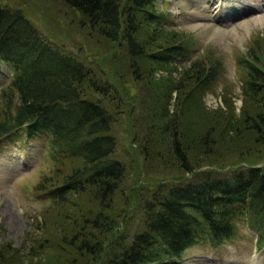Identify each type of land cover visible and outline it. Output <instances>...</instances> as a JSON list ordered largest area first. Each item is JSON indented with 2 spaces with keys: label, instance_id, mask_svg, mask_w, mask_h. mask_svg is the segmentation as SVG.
Returning <instances> with one entry per match:
<instances>
[{
  "label": "trees",
  "instance_id": "obj_1",
  "mask_svg": "<svg viewBox=\"0 0 264 264\" xmlns=\"http://www.w3.org/2000/svg\"><path fill=\"white\" fill-rule=\"evenodd\" d=\"M62 1L78 11L90 37L125 55L134 80L151 87L152 115L159 124L149 122L148 127L163 133L165 143L155 145L151 132L144 141L154 160L174 164L176 181L157 188L143 202V228L130 241L105 249L103 240H96V234L110 231L115 223L116 217L104 212L125 174L124 163L113 156L116 139L111 128L125 90L122 78L116 75L113 81L98 62L47 38L18 7L0 3V62L12 69L0 89L5 99L0 105V138L21 128L30 136L46 134L53 167L34 187L63 209L80 196L96 207L78 218L83 228L96 231L72 233L59 242L70 247L78 241L75 252L80 258L85 255L86 264H151L163 256H179L196 241L216 245L233 236L236 222L243 220L262 244L264 163L246 160L257 148L264 151V43L261 54L242 61L244 105L238 117L229 119L225 112L215 114L197 102L202 88L214 80V66L202 58L190 60L181 71L169 66L172 58L187 55V36L166 25L156 0ZM116 55L108 57L116 60ZM144 62L151 68L143 67ZM165 62L166 75L155 76L152 64ZM221 149L232 156L226 159L245 164L216 170L219 163L228 164ZM78 220H73L75 226ZM1 247L0 264H11L15 255L6 258ZM101 253L106 256L99 259ZM71 262L73 258L66 260Z\"/></svg>",
  "mask_w": 264,
  "mask_h": 264
},
{
  "label": "rangeland",
  "instance_id": "obj_2",
  "mask_svg": "<svg viewBox=\"0 0 264 264\" xmlns=\"http://www.w3.org/2000/svg\"><path fill=\"white\" fill-rule=\"evenodd\" d=\"M0 3L18 7L47 38L98 62L113 81H117L116 75L121 76L125 90L113 112L115 118L111 128L116 139L113 156L124 163L125 174L113 194L109 210L104 212L111 218L116 217L115 223L110 231L96 234V240H103L105 249L115 247L120 240L130 241L143 228V202L157 188L176 181L174 164L170 160L161 163L154 160L144 141V136L148 137L151 132L155 145L165 143L163 133L148 127L149 122L153 127L159 124L152 115L151 87L144 81L134 80L128 72L123 53L114 50L111 44L104 45L90 37L78 11L62 0H0ZM156 6L163 10L166 25H170L171 30L187 36V55L172 58L169 66L175 65L181 71L196 58L214 66V80L202 88L203 92L197 95L196 100L204 109L214 110L215 114L225 112L229 119L233 115L238 117L244 105L242 82L246 69L242 61L261 54L259 47L262 48L264 43V21L253 20L264 16V0H156ZM247 19H251L249 24L242 26L241 23ZM211 25L214 31L209 32ZM114 52L118 54L116 60L113 56L108 57ZM152 65L157 68L155 76L166 75V62ZM143 67L151 68L147 62ZM11 72V66L0 62V89L7 85ZM1 95L0 105L5 100ZM47 140L46 134L30 136L22 128L0 138V246L6 258L9 254L15 255L12 260L8 258L11 264H16L15 261L19 264H41L47 256L46 264H67L66 260L71 258L74 264H86L83 261L85 253L82 252L84 256L80 258L75 252L78 241L74 240L69 247L59 240L68 239L72 233L81 236L96 231L83 228L80 225L82 221L78 220L87 210L96 207L86 196H80L68 204L69 208L63 209L52 202L49 194L34 187L44 175L50 174L53 167ZM257 150L247 155L248 163H264V151ZM221 153L224 159L232 157L227 156L229 152L225 149H221ZM225 161L228 164L220 167L221 162L216 170L224 172L235 165L245 164L236 159ZM203 168L206 166L200 169ZM73 220H78L76 226ZM254 237H257L256 231L248 228L243 220H238L233 236L216 245L206 239L196 241L182 250L179 256H163L165 258L161 261L151 264H264V242L259 245V251H255ZM104 256L106 254L101 253L99 259Z\"/></svg>",
  "mask_w": 264,
  "mask_h": 264
},
{
  "label": "bare ground",
  "instance_id": "obj_3",
  "mask_svg": "<svg viewBox=\"0 0 264 264\" xmlns=\"http://www.w3.org/2000/svg\"><path fill=\"white\" fill-rule=\"evenodd\" d=\"M208 16L210 17V15H208ZM202 17H205V16L202 15ZM250 20H251V19H247L246 21H243V22L241 23V25H242V26H245V25L249 24ZM253 20H261V21H264V16H263V15L258 16V17H256V18H254ZM209 28H210V31H209V32L214 31V27H213L212 25H211ZM211 29H212V30H211Z\"/></svg>",
  "mask_w": 264,
  "mask_h": 264
}]
</instances>
